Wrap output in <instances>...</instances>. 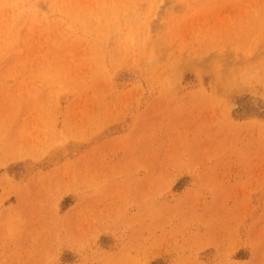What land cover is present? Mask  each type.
I'll return each instance as SVG.
<instances>
[{"label": "rangeland", "instance_id": "rangeland-1", "mask_svg": "<svg viewBox=\"0 0 264 264\" xmlns=\"http://www.w3.org/2000/svg\"><path fill=\"white\" fill-rule=\"evenodd\" d=\"M0 264H264V0H0Z\"/></svg>", "mask_w": 264, "mask_h": 264}]
</instances>
